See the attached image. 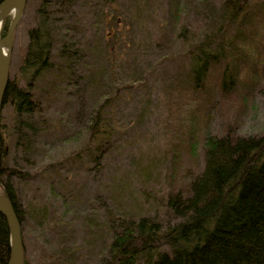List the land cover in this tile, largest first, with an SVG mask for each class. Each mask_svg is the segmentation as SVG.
Here are the masks:
<instances>
[{"label":"rangeland","instance_id":"obj_1","mask_svg":"<svg viewBox=\"0 0 264 264\" xmlns=\"http://www.w3.org/2000/svg\"><path fill=\"white\" fill-rule=\"evenodd\" d=\"M41 1L28 0L17 24L8 80L36 97L34 120L48 128L26 154L12 137L13 108L2 107L7 182L29 264H98L122 222L174 223L167 199L201 170L207 135L264 136V0H235L231 24L226 0H78L67 42L82 54L67 68L59 42L53 67L31 79L21 67ZM203 44L217 62L195 90ZM100 110L104 144L90 140Z\"/></svg>","mask_w":264,"mask_h":264},{"label":"trees","instance_id":"obj_2","mask_svg":"<svg viewBox=\"0 0 264 264\" xmlns=\"http://www.w3.org/2000/svg\"><path fill=\"white\" fill-rule=\"evenodd\" d=\"M4 1L0 0V4ZM77 2L41 1L40 23L28 32V47L21 67L31 79L39 78L53 67L51 55L59 42L58 56L67 68L72 67L73 55L78 58L82 54L76 43L67 42L66 16L72 14ZM237 4L238 1L226 0L227 21L222 24H231L235 19V9L239 13L242 8ZM9 23L5 20L2 37ZM207 47L201 45L199 53L193 55L191 84L195 90L204 84L210 64L217 62V55ZM7 104L14 111L12 137L17 138L28 154L38 135L48 128L40 127L34 120L41 113V105L29 91L9 80L2 107ZM102 112L95 113L89 130L90 140L100 136L104 144V137L111 134V129ZM7 157L6 141L0 135V194L9 200L21 224L16 192L7 182L11 173L4 167ZM166 208L174 219L166 228L149 218L122 222L120 232L113 237L98 264H264V136H242L231 131L222 136L207 135L201 170L190 180L186 191L168 197ZM23 257V264H29L25 254ZM9 260L10 229L0 213V264H9ZM61 264L72 262L64 259Z\"/></svg>","mask_w":264,"mask_h":264},{"label":"water","instance_id":"obj_3","mask_svg":"<svg viewBox=\"0 0 264 264\" xmlns=\"http://www.w3.org/2000/svg\"><path fill=\"white\" fill-rule=\"evenodd\" d=\"M27 1L28 0H5L0 4V10H10L12 8H15V11L13 12V17L10 20L6 33L0 40V115L3 106V96L8 83L10 50L14 41L15 29L23 15ZM5 48L7 49V52ZM0 213L8 221L10 229L9 264H23L24 251L20 224L11 203L7 198L2 195H0Z\"/></svg>","mask_w":264,"mask_h":264},{"label":"bare ground","instance_id":"obj_4","mask_svg":"<svg viewBox=\"0 0 264 264\" xmlns=\"http://www.w3.org/2000/svg\"><path fill=\"white\" fill-rule=\"evenodd\" d=\"M14 11H15V8H12L10 10H7V9L0 10V27H1V24H2L4 17L7 16L8 14L14 12Z\"/></svg>","mask_w":264,"mask_h":264}]
</instances>
